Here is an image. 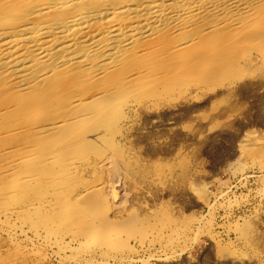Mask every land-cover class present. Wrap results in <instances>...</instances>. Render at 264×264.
<instances>
[{
	"label": "bare ground",
	"instance_id": "1",
	"mask_svg": "<svg viewBox=\"0 0 264 264\" xmlns=\"http://www.w3.org/2000/svg\"><path fill=\"white\" fill-rule=\"evenodd\" d=\"M263 20L264 0H0V224L92 253L87 234L138 220L118 208L134 168L123 100L214 86L264 57Z\"/></svg>",
	"mask_w": 264,
	"mask_h": 264
},
{
	"label": "rangeland",
	"instance_id": "2",
	"mask_svg": "<svg viewBox=\"0 0 264 264\" xmlns=\"http://www.w3.org/2000/svg\"><path fill=\"white\" fill-rule=\"evenodd\" d=\"M215 83L147 92L140 102L123 100L133 109L117 138L134 168L117 200L119 209L129 210L125 216L131 212L138 220L111 227L106 239L94 231L87 234L84 241L94 249L87 253L70 236L38 238L30 222L3 218L1 259L17 257L18 264H264L263 55L251 50L247 63ZM156 211L161 216L142 214Z\"/></svg>",
	"mask_w": 264,
	"mask_h": 264
}]
</instances>
